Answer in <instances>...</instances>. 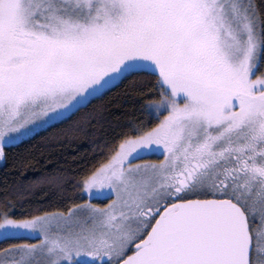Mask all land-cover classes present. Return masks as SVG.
Returning a JSON list of instances; mask_svg holds the SVG:
<instances>
[{"label":"snow or ice","instance_id":"6c2138e0","mask_svg":"<svg viewBox=\"0 0 264 264\" xmlns=\"http://www.w3.org/2000/svg\"><path fill=\"white\" fill-rule=\"evenodd\" d=\"M0 162V264H264V0H0Z\"/></svg>","mask_w":264,"mask_h":264},{"label":"trees","instance_id":"16d2710c","mask_svg":"<svg viewBox=\"0 0 264 264\" xmlns=\"http://www.w3.org/2000/svg\"><path fill=\"white\" fill-rule=\"evenodd\" d=\"M38 141H32L31 143H37ZM83 148H87L88 145L84 144L82 146ZM72 149H66L64 151V155H67L69 152H71ZM59 163V164H63V159L60 153H56L54 155V161L53 163H49L46 164V168L48 170H51L54 166V164ZM11 163H9L8 165H5L4 163H2V165L0 166V183L3 182V180L5 179V173L6 172H11ZM41 175V166L37 165L35 168L33 169H29L26 173H25V177L27 178H35Z\"/></svg>","mask_w":264,"mask_h":264},{"label":"rangeland","instance_id":"374dc122","mask_svg":"<svg viewBox=\"0 0 264 264\" xmlns=\"http://www.w3.org/2000/svg\"><path fill=\"white\" fill-rule=\"evenodd\" d=\"M3 162H0V166L2 165Z\"/></svg>","mask_w":264,"mask_h":264}]
</instances>
